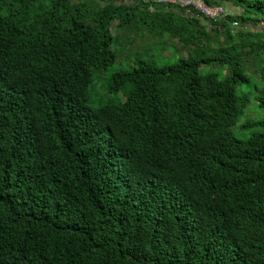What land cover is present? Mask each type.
Returning a JSON list of instances; mask_svg holds the SVG:
<instances>
[{"label":"trees","instance_id":"trees-1","mask_svg":"<svg viewBox=\"0 0 264 264\" xmlns=\"http://www.w3.org/2000/svg\"><path fill=\"white\" fill-rule=\"evenodd\" d=\"M89 1L0 0V264H264V64L243 91L228 26L264 28V0H203L224 22ZM139 6L186 54L106 75Z\"/></svg>","mask_w":264,"mask_h":264},{"label":"rangeland","instance_id":"rangeland-1","mask_svg":"<svg viewBox=\"0 0 264 264\" xmlns=\"http://www.w3.org/2000/svg\"><path fill=\"white\" fill-rule=\"evenodd\" d=\"M71 3L84 4L85 6H93V3L89 0H70ZM95 2V1H94ZM100 5L101 2H98ZM128 11L131 18L122 27H115V23L110 26L111 33L115 36L112 47L116 51V58L114 64L106 70V75L111 74L113 77H117V71L125 70L126 65L131 64V61L136 57L149 58L155 62L157 66H164L172 64L179 56H184L183 51L178 49H172L170 46V40H168L163 34L157 31L159 20L152 21L153 15L149 10L143 11L140 8ZM117 14L123 15V10L117 11ZM157 24L155 25V23ZM252 33V44H242L238 38H233L229 42V46H233L242 52V68L244 74L247 76V83L242 85V90H252L254 86L259 85V68L264 64V54L255 57V48L264 42V28L257 26L255 28H249L246 26H240L233 30V34H246ZM236 33V34H235ZM223 39L226 37V31L221 32ZM167 46L166 49H159L161 45ZM251 49H253L251 51ZM213 69H216L214 67ZM204 72V69L201 70ZM101 73H96L93 78L96 81ZM224 74V71L221 73ZM261 111L258 109L255 101L251 98L247 106L243 109L242 115L239 118L238 123L233 126L230 131L238 138H245L255 129H248L239 131L238 125L246 122L256 121L261 118Z\"/></svg>","mask_w":264,"mask_h":264},{"label":"built area","instance_id":"built-area-1","mask_svg":"<svg viewBox=\"0 0 264 264\" xmlns=\"http://www.w3.org/2000/svg\"><path fill=\"white\" fill-rule=\"evenodd\" d=\"M151 3L164 8L177 7L194 11L198 17L214 22H224L227 16V11L222 5H207L203 0H151ZM228 26L233 30L238 24L232 21Z\"/></svg>","mask_w":264,"mask_h":264},{"label":"crops","instance_id":"crops-1","mask_svg":"<svg viewBox=\"0 0 264 264\" xmlns=\"http://www.w3.org/2000/svg\"><path fill=\"white\" fill-rule=\"evenodd\" d=\"M116 1V4H118V2L120 1V0H115ZM133 0H124L122 3L123 4H126V5H128V6H133L134 5V3L132 2ZM143 2H145L146 0H142ZM149 2H151V0H148ZM223 7L226 9V11L229 13V14H231V15H236V14H239L241 11H240V9L239 8H237V7H235V6H233V5H230L229 3H224L223 2ZM147 9H149L150 11H152V8H151V6H149ZM184 16V15H183ZM200 24L201 25H203L204 26V28H205V30L206 31H211L212 29L209 27V25L207 24V23H204L203 21H201L200 20ZM250 27L248 26V29H249ZM110 31H111V29H110ZM250 33V32H249ZM252 34V33H251ZM219 40V39H218ZM170 46H168V47H170V48H172V49H183V55H185L186 54V51H187V47H182V46H180L179 44H177L176 43V41H174V40H172V41H170ZM167 48V46H165L164 44L163 45H161V48H159V49H166Z\"/></svg>","mask_w":264,"mask_h":264}]
</instances>
